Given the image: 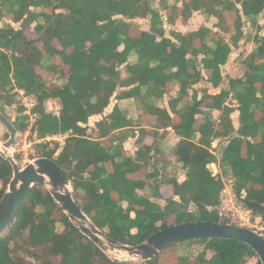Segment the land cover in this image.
<instances>
[{
    "label": "trees",
    "instance_id": "1",
    "mask_svg": "<svg viewBox=\"0 0 264 264\" xmlns=\"http://www.w3.org/2000/svg\"><path fill=\"white\" fill-rule=\"evenodd\" d=\"M178 1L170 5L159 0L156 7L153 0H0V17L8 15L11 21L22 20L24 25L42 17L35 30L46 52L42 55L35 41L27 40L23 31H16L9 22L0 28V102L12 106L16 103L15 89H22L36 100L38 117L32 133L37 140L68 134L61 146L55 141L53 147L45 141L35 146L41 156L55 160L69 172L73 197L94 224L123 244L141 243L153 233L182 222L227 223L216 209L227 176L240 203L264 221V35L254 34L256 46L244 61L248 71L243 77L230 78L227 87L216 94L205 90L198 98L195 90L184 101L188 89L202 76L195 56L201 55L202 69L209 73L207 81L218 87L223 80L221 67L243 37L244 24L260 30L256 20L264 11V0H182V23L203 9L215 18L217 31L206 26L185 34L171 31V39L165 35L160 10L171 7L167 20L174 23ZM40 6L50 7L52 12H31L30 7ZM224 12H234L235 19L229 21ZM116 15L148 19L149 31L131 37L129 26ZM220 33L223 35L216 37ZM55 38L63 49L53 47ZM55 54L69 68L65 72L50 66L54 75L48 81L35 69L43 65L44 57ZM121 66L126 77L121 76ZM167 84L180 86L177 97L170 99L176 123L165 108L151 100L162 98ZM118 88L123 90L115 94ZM112 96L118 101L137 98L142 108L138 120L127 118L116 104L88 132L80 123L102 114ZM49 99L60 103L58 115L46 111ZM233 101L239 112L237 129L230 117L235 109ZM178 104L182 106L179 109ZM18 107L13 125L22 131L28 117L22 106ZM213 110L220 112L217 121L211 118ZM143 114L151 117L154 129L141 128L138 141L150 131L155 137L161 130L164 134L168 127L180 138L173 156L187 169L182 181L166 175L152 187L147 181L127 176L140 171L151 158V146H142L134 157L122 149L124 139L134 134L130 128L139 125ZM197 114L204 120L195 128ZM101 138L112 144L102 145ZM216 138H228L220 140L223 147L219 156L212 147ZM160 161L154 158V165ZM212 163L219 166L216 174L207 167ZM12 173L11 164L0 155V199ZM160 183L169 184L173 194L162 204L151 199L159 197L157 191L150 196L139 192L148 186L158 189ZM194 243L204 245L196 264H261L249 246L236 240L203 239L183 244ZM178 245L169 247L174 264H192L188 257L177 256ZM159 255L140 264H163ZM0 264L135 263L112 260L73 225L45 186L35 184L21 201L13 224L0 235Z\"/></svg>",
    "mask_w": 264,
    "mask_h": 264
},
{
    "label": "crops",
    "instance_id": "2",
    "mask_svg": "<svg viewBox=\"0 0 264 264\" xmlns=\"http://www.w3.org/2000/svg\"><path fill=\"white\" fill-rule=\"evenodd\" d=\"M186 1H188V0H186ZM158 2H159V0H153V6L158 7ZM167 2L170 5L174 4V0H167ZM238 7H239V5H238ZM181 8H182V0H179L177 3V15H178V17L176 18L174 23H171L167 20V18L172 13L171 7L167 8L165 10H160V13L162 14V19H163V26L165 29V35L167 37L174 39L170 35L171 31L181 32V33L185 34L189 31L197 30L200 26H206L213 31H217V28L214 26L215 22H216L215 18L213 16L206 15V13H204L203 9L196 11V12H193L192 15L190 16V18L187 20V22L182 23L181 18H180ZM30 10L32 13L39 14V15H40V13L50 14L52 12V9L50 7H44V6L30 7ZM224 16L229 21H233L235 19L236 14L234 12H224ZM229 16H232L231 20L229 19ZM9 18H10V16H8V15H4V16L0 17V28L3 27V25L6 22H9L11 24V26L16 31H23V34L27 40H34L35 45L41 51L42 55H45L46 52L43 48L42 42L37 40L38 32L35 30V25L38 23H42V22L38 21L39 19H42V17H39L34 22H32L28 25L27 24L24 25L22 20L11 21ZM115 18L122 19L123 21L126 22V24L129 26L128 34L131 37L137 38L140 36L141 32L149 31L150 25H149L148 19L138 18V17L137 18H126L122 15H116ZM243 21H244V19H243ZM256 21H257V25L260 27V30L252 29L249 26V24H247V25L244 24V26H243L244 35L240 39L238 44L235 47H232L231 52H230V54L232 56L233 55L232 51L238 49V51L240 52L239 54L242 58H241L240 62H238V61L230 62V60H229L230 54H229L226 63L221 67L223 80L218 87H213L207 81L209 73H208V71H204V69H202V65L200 63L201 55L195 56V58H194L195 62L197 64L198 69H201L202 76H201V79L198 83H196L192 88L188 89V96L184 98V101H187L188 99H190L191 96L193 95V91H195V90L197 91L198 98L201 97V95L203 94V92L205 90L207 91L208 94H216L223 87H227V83H228V80L230 78H241L247 73L248 67L246 66L244 61H246L247 57L250 55V53L253 51V49L256 46L254 41H253L254 34L257 32L260 36L264 35V11H262L257 16ZM222 35L223 34L220 33L216 37H218V36L220 37ZM225 37H228V36L225 35ZM52 44H53V47H55L56 49H59V50L63 49L60 42L56 38L53 39ZM121 48L122 47H120V49ZM65 51L69 52L70 48H65ZM7 53H9V51ZM129 60H130V58H129ZM43 61H46V62L48 61V63L45 64V63H43ZM256 62H257V60H256ZM42 64H43L42 66L41 65L37 66L35 71L39 75L43 76L45 79H48V81L51 80L53 78V75H54V72L49 69L50 66L56 65L58 67V69H63L65 72H67L68 68H69L67 65L62 63V60H61V57L59 54H55V55L51 56L50 58L44 57V59L42 60ZM226 64H227V67H225ZM224 68L227 70L232 68L231 69L232 72L225 73ZM120 69H121V76L126 77V72L124 70V67L121 66ZM236 71H239V73L235 74ZM230 74H232V75H230ZM179 88H180L179 84H173V85L167 84L166 93L164 94V96L162 98L151 99L153 104L157 105L158 107L165 108L170 113L171 117L173 118L174 123H176L178 121V118L176 115H174L172 113V109L170 106V99L177 97ZM120 90H123V88H118L116 90L115 94L119 93ZM15 91L17 93V99L20 96H22L21 93L25 94L24 90H22V89H15ZM26 96H28L29 98L35 99L34 96H30V95H26ZM114 97L115 96H112L109 106L104 109V112L102 114L93 115L89 118L88 123H86V124L80 123V125L81 126H87L88 132L91 131L95 127V123L98 120H100L102 118V116L111 112L113 107L116 104L119 106V109L124 114H126L127 118H129L133 121L138 120V117L142 112L141 111L142 108L140 105V101H138L137 98H128L125 100L118 101ZM45 103L47 105V104H56L59 102L56 99H49ZM231 106L234 107L235 109L230 114V117L232 119V124H233L234 128L237 129L239 126V122H238L239 112L236 109V106H237L236 102L233 101ZM176 107L179 109L182 106H181V104H178ZM48 112L52 113L50 111H48ZM219 115H220L219 111L213 110L211 112V118L216 120V121L219 119ZM151 120L152 119H151V117H149V115L143 114L142 116H140L139 125L132 126L130 128V129H133L134 134L128 135L123 141L122 149H123L124 153L126 155L132 156V157L135 156L138 149L141 148L142 146H151L152 147L150 150V153H149L151 158H149L147 165H145L140 171L129 173L127 176L133 180L147 181L148 184H150L152 187H156L155 185L158 184L159 180L165 179L166 175L176 177L179 181H182L185 178V174L187 172V169L183 168L182 164L175 162L174 156H173V150H174V148H175V146L178 143L180 138L176 135V133L172 127H168L164 134H162V130L159 131L160 135L155 137L153 134H151V131L154 129L152 124L149 123V121H151ZM203 120H204L203 115L197 114L195 116L194 127L197 128L203 122ZM141 128H145V129L151 130V131L149 133H147L140 141H138V137L140 134L139 130ZM67 135L68 134H64V135H61V137H60V139L63 140V144H64L65 137ZM48 137H50V136H48ZM195 137L198 138L199 133H196ZM229 137H231V136H228V138ZM228 138H216L212 142V147L214 149L213 152L217 156H219V153L223 147V144H220V140L228 139ZM100 141H101L102 145H104L106 147H108L112 144V142L108 138H101ZM113 145H114V143H113ZM153 157L154 158L159 157V159H161V161L159 162V165H157V166L154 165L155 163H154ZM209 165H210V169L212 170L213 174H216L219 172V166L217 163H212ZM107 168H108V170H111V166L109 163L107 164ZM223 179H224V181H225V179L228 180L229 181L228 183L231 184L230 176L224 177ZM155 191H157V193L159 194V197L158 198L151 197V199L153 201H156V202L161 203V204L163 203L165 198L172 197V195H173L171 186L169 184H166V183H160V185L158 186V189H154V188H151L150 186H148L145 188V190L139 191V192L150 196L152 194L151 192H155ZM174 199H177V197H174ZM165 260L169 261L168 264H174V262H175V261H173V258H171V256H170V258L163 259L161 261H165Z\"/></svg>",
    "mask_w": 264,
    "mask_h": 264
},
{
    "label": "water",
    "instance_id": "3",
    "mask_svg": "<svg viewBox=\"0 0 264 264\" xmlns=\"http://www.w3.org/2000/svg\"><path fill=\"white\" fill-rule=\"evenodd\" d=\"M0 122L9 133L0 155L9 161L13 172L7 189L0 199V235L15 221L20 203L28 190L35 184H40L48 189L73 225L114 261H130L120 259L124 256L128 259L146 261L169 247L193 240L231 239L249 246L256 253L261 264H264V238L251 229L231 223L206 220L182 222L169 225L134 245L112 239L94 224L75 201L70 174L55 160L41 156L25 167H19L8 152L15 141L16 129L12 121L1 111ZM207 167L210 168V165L208 164ZM110 252H115L117 256H111Z\"/></svg>",
    "mask_w": 264,
    "mask_h": 264
},
{
    "label": "rangeland",
    "instance_id": "4",
    "mask_svg": "<svg viewBox=\"0 0 264 264\" xmlns=\"http://www.w3.org/2000/svg\"><path fill=\"white\" fill-rule=\"evenodd\" d=\"M229 19H232V16H229ZM39 22H42V19L38 20ZM240 52L238 51V49L233 50L232 51V56L230 54V62H240L241 60V56L239 54ZM232 58V59H231ZM43 63H48V61H43ZM239 65V64H238ZM42 66V65H41ZM227 67V64L226 66ZM232 68L230 69H225V73H230ZM237 69V68H236ZM239 71H236L235 74H238ZM229 75V74H228ZM232 75V74H230ZM48 80V79H46ZM34 99V98H31ZM21 100H22V96H20L17 99L16 96V103H14L12 106H3V104L0 102V109L3 110L5 116L10 119L12 121V123L15 121L16 117H17V109L19 108L18 106H22L21 105ZM35 100V99H34ZM36 101V100H35ZM19 104V105H18ZM45 109L47 111L50 112H54L55 110V104H47L45 103ZM23 108V106H22ZM2 112V111H1ZM2 112V113H3ZM26 123V128L22 131H16V134H18L16 136V139L13 143V145L9 148L8 152L10 154V156H12L16 163L19 165V167L23 168L26 165H28L29 163H31L34 159L41 157L42 153L41 151H39L38 147L35 146L36 143H40L41 141H45V142H50V146L53 147L54 144L52 141L57 142L60 146L63 144V140H36L35 134L32 133V128H30V122L28 120L25 121ZM9 138V133L7 131V129L4 127V125L0 122V152H2L3 150V144L7 141V139ZM229 181L225 179V185H230V183H228ZM170 222V221H169ZM264 227V221H262V223L259 225ZM261 232V231H258ZM204 245L202 243H194V244H179L176 247V254L177 256H183V257H188L190 263L192 264H196V257L197 255L202 251ZM172 253V250L167 248L164 251H162L159 255L160 257V261L163 259H167L170 257ZM110 255L115 257L117 256L115 252H110ZM211 255V253L208 252V257ZM120 259H124V260H130L133 261L135 264H140L141 260L139 259H128V257L124 256V257H120ZM163 264H168L169 261L165 260V261H161Z\"/></svg>",
    "mask_w": 264,
    "mask_h": 264
},
{
    "label": "built area",
    "instance_id": "5",
    "mask_svg": "<svg viewBox=\"0 0 264 264\" xmlns=\"http://www.w3.org/2000/svg\"><path fill=\"white\" fill-rule=\"evenodd\" d=\"M21 95V105L23 106V114L28 117L27 120L30 122V128H32L33 124L36 122V119L38 117V114L34 111L36 101L34 99L29 98L24 93H21ZM55 106V110L54 112H52V114L58 115L59 110L61 109V105L59 103H56ZM17 135L18 134H16V136ZM60 137L61 134L50 136L46 139H57L61 141ZM58 152L59 150L55 153V155H57ZM216 209L217 215L220 218L227 219V223L251 229L264 238V227H259V225L262 223L261 218L259 216H255L250 209L245 208L240 203L235 192L232 189V185H224V188L220 193L219 204L217 205Z\"/></svg>",
    "mask_w": 264,
    "mask_h": 264
}]
</instances>
